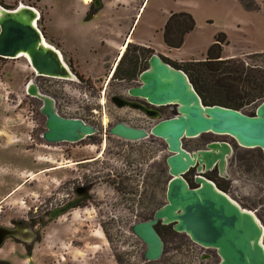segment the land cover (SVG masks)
<instances>
[{
  "label": "rangeland",
  "instance_id": "obj_1",
  "mask_svg": "<svg viewBox=\"0 0 264 264\" xmlns=\"http://www.w3.org/2000/svg\"><path fill=\"white\" fill-rule=\"evenodd\" d=\"M251 2V6H245L240 0H145L130 31L137 9L120 10L119 32L123 37L129 34L130 43L142 39L152 44V52L157 53L161 48L178 53L183 57L181 61L166 58L182 66L204 60L206 48L214 37L224 33L226 42L221 56L242 62L247 72L245 80L250 81L258 71H264V0ZM20 3L42 10L38 28L46 41L51 44L53 39L49 35L55 36L54 41L57 39L63 46L64 55L75 59L65 62L78 80L35 77L24 56L0 57V199L10 190L7 198L0 201V223L32 219L45 213L50 205L66 202L78 184H92L88 201L53 221H46L43 226L37 225L34 230L39 241L27 264H216L219 256L214 249L206 250L212 254L210 258L201 259L204 250L201 246L185 233L174 231L171 225L160 224L164 252L159 259L146 260L143 257L146 245L131 230L134 222L151 217L166 202L170 177L165 161L169 151L162 138L128 140L108 132L118 121L146 129V117L138 110L117 107L110 100L112 94L126 97L129 87L140 84L138 74L146 68V51L130 46L112 76L115 80L107 84L110 70L107 66L102 73L98 62L102 53L109 50L98 36L105 33L100 30L103 23L100 16L88 9L83 11L82 0H0L8 9ZM178 11L191 13L195 26L185 35L180 47L168 48L163 43L161 28L168 14ZM93 72L98 75H91ZM31 79L41 92L55 99L61 116L81 118L98 131L77 142L45 141L42 102L26 92ZM262 98L239 110L253 113ZM175 112L174 105H167L163 107L162 117ZM156 121L152 119L148 128ZM213 140L233 145L229 178L219 177L215 170L207 174L243 207L253 210L264 225L262 149L246 148L229 135L211 132L183 138L182 143L186 150L193 151L205 148ZM98 154L101 155L97 157ZM66 162L74 164L51 167ZM185 176L193 183L194 169ZM10 249L8 239L2 251ZM17 250L24 253L23 248Z\"/></svg>",
  "mask_w": 264,
  "mask_h": 264
},
{
  "label": "water",
  "instance_id": "obj_2",
  "mask_svg": "<svg viewBox=\"0 0 264 264\" xmlns=\"http://www.w3.org/2000/svg\"><path fill=\"white\" fill-rule=\"evenodd\" d=\"M37 16L38 11L30 5L8 9L0 4V57L16 58L26 54L35 77L78 80L60 52L43 41ZM138 77L140 84L129 87L127 93L131 98L147 100L150 107L118 94H112L110 100L117 107L139 110L157 121L148 131L118 121L108 132L128 140L159 137L169 151L165 158L170 175L166 202L156 208L151 217L131 226L146 245L144 259L156 260L162 256L164 241L156 228L157 224H162L171 225L174 231L185 233L201 246L204 249L201 259L210 258L212 254L205 249L213 248L219 256L216 264H264V225L253 210L243 207L205 175L216 167L220 176L229 178L228 163L233 145L213 140L205 148L188 151L182 143L183 138L202 133L225 134L240 146L261 148L264 157V91L253 114L219 104H205L189 75L156 52L150 54L148 66ZM26 92L42 102L40 111L46 117V129L42 132L45 141L77 142L98 131L81 118L61 116L55 99L41 92L34 79L28 81ZM163 105H174L176 112L163 118L157 109ZM191 168L196 171L194 186L185 176ZM77 205L75 201H68L50 210L48 217H59ZM2 229L0 244L9 235L8 228Z\"/></svg>",
  "mask_w": 264,
  "mask_h": 264
},
{
  "label": "trees",
  "instance_id": "obj_3",
  "mask_svg": "<svg viewBox=\"0 0 264 264\" xmlns=\"http://www.w3.org/2000/svg\"><path fill=\"white\" fill-rule=\"evenodd\" d=\"M240 1L245 6H251L253 3L251 0ZM194 26L195 20L191 13L186 11L171 12L163 27V42L171 48L180 47L185 34L191 31ZM225 42V34L219 33L208 46L205 59L188 63L186 66L166 59L188 73L191 82L205 104H219L239 110L244 105L254 102L261 96L263 97L264 71H258L254 79L250 81L245 80L247 72L244 64L234 58L221 56L222 45ZM136 47L146 51L143 47ZM119 64L114 70V75L120 66ZM158 231L161 234L160 228Z\"/></svg>",
  "mask_w": 264,
  "mask_h": 264
},
{
  "label": "crops",
  "instance_id": "obj_4",
  "mask_svg": "<svg viewBox=\"0 0 264 264\" xmlns=\"http://www.w3.org/2000/svg\"><path fill=\"white\" fill-rule=\"evenodd\" d=\"M144 1L145 0H142L141 3L138 4L139 0H100V5L97 7L95 5V10H94L95 16H100V20L103 22L100 25V30H105V33H100V34H98V36H99V38L102 39V41H101L102 45H105L106 47L109 48V50L106 49V51L104 53H102V55L98 59L99 64H101V66H102V73L105 71L107 66H108V72H109V70H111V68L112 69L115 68V61L117 60L118 57L120 58V56H121L120 52H121V48L123 46H126L124 50L130 48V46H140L143 48H146V46H147V47H150L154 50V47L152 44L145 42L142 39H137V40H139V41H137V43H134V42L130 43V39L132 37H130L129 34H126L123 37V35L119 32V27L121 25L119 20H120V17L122 15L120 10L123 9V11L125 12V11H135L137 9L135 17L133 18L134 21H132V24H131L130 29H129V31H130L133 27V23L135 22V20L138 17L139 11L141 10V7H142V4L144 3ZM82 2H83V5H85V6H83L82 10L86 11L89 7V2L86 3L85 0H82ZM33 7L40 13V16H39V19H40L42 17V15H41L42 10L38 7H35V6H33ZM116 11H118L120 13L118 14ZM168 15H170V13ZM126 22H127V19H126ZM163 27L161 28L162 33H163ZM114 31H116V32H114ZM113 32H114V34H113ZM106 33L107 34L110 33V34H108V36H107ZM49 37H52L53 41H51V45L53 47H55L60 52L64 61L65 60L67 62L71 61V60L75 61V59H72L71 56L67 55L68 56L67 57L64 55V50H63V48H61L63 46H61V44H59L57 42V39H56V42L54 41L55 36L49 35ZM127 41H129V42L127 43ZM165 46H167V45L165 44ZM168 48H171V47H168ZM160 49L157 53L163 55L164 57H168L172 61H181V59L183 58L178 53H175L174 51L165 50V49L160 50ZM76 62H78V60H76ZM91 75H98V74L93 72ZM90 77L92 78L93 76H90ZM94 77H96V76H94ZM71 164H74V162L58 163V164L51 166V167L55 168V167H57V165L67 167V166H70ZM51 167H48V168H51ZM48 168H45V169H48ZM38 171L39 170H37L36 174H38ZM17 185H19V184H17ZM9 191L4 194V196L0 199V201L3 198H5V199L7 198ZM34 247H35V245H34ZM19 248H22V246L17 245L16 249H19ZM12 249H13V247L10 249L11 251L9 250L8 252L0 251V257L8 260L9 264H27L30 260H32V258H31L32 254L28 255V257L22 256V255H27V254L23 253L22 250L21 251L17 250L18 252L22 253V254L17 255L16 253H14V251ZM17 251H15V252H17Z\"/></svg>",
  "mask_w": 264,
  "mask_h": 264
},
{
  "label": "flooded vegetation",
  "instance_id": "obj_5",
  "mask_svg": "<svg viewBox=\"0 0 264 264\" xmlns=\"http://www.w3.org/2000/svg\"><path fill=\"white\" fill-rule=\"evenodd\" d=\"M85 2L86 3L89 2L88 10L89 11H94L95 10V5H96V7L99 6L97 4V2H100V0H89V1H86L85 0ZM125 47L126 46H123L121 48V52H120V55L121 56H120V58L118 57L117 60L115 61L116 66H117V64H119V63L122 62V60H123V58H124V56H125V54H126V52L128 50V49L124 50ZM145 49H146V58L144 60L146 61V67H147L148 66V58H149L150 54L152 53L151 51L153 49L150 48V47H147V46H146ZM164 58H166V57H164ZM115 68H114V70H115ZM114 70H110V72H109L110 74L106 78L105 83L108 84L110 82V80H115V77H112V76H115V75H113L114 74ZM126 98L136 99V100H138V101L146 104V107H150L148 101L145 100V99H141V98H131V97H129V95H127ZM165 106H167V105L157 106V109L161 112L162 115H163V107H165ZM139 112L143 116L146 117V130H148V127H149L148 124L150 123V121L152 120V118H150L148 115H145L141 111H139ZM104 119H105V117H104ZM104 123H106L105 120H104ZM191 169H194V168H191ZM213 170L216 171V173H217V175L219 177H222V176L219 175L218 169L216 167L214 169H212V170L206 171L205 172V175L208 178L212 179L217 184V181H215L210 175L207 174L208 172L213 171ZM195 173H196V171L194 169V175H195ZM188 181L190 182L191 185H193V183H194V176H193V183H192L191 180H188ZM217 185L221 188V186L219 184H217ZM81 186H83L84 188H80ZM91 187H92L91 182H83V183L78 184L77 186L74 187V192H73L74 195L71 198H68L66 202H68V201H75V202L78 203V205L75 206V207H78L83 202L89 200V192L91 190ZM66 202H64V203H66ZM58 206H60V205H58ZM55 207H57V206L50 205V208H47V210L44 211L45 213H42L41 215H38L36 217H33L32 219H11L10 222H9V224L0 223V234H1V232H3V229H2L3 227L8 228V231L7 232L9 233V235L0 244V251H2L4 245L6 244V242L8 241V239H10L11 240V248L13 247L12 250L14 251V253H16L17 255L22 254V253L18 252L17 249H16V246L17 245H21L22 248L24 249V253L27 254V255H31L32 252H33V249H34V245L36 244L37 241H39V240H37V239H39L38 238L39 237L38 236V232L36 230H34L37 227V225L43 226V224L46 221H48V222L49 221H53V220L59 218L60 216H63L64 215L63 214V215H60L59 217H56L54 219H50L48 217V213H49L50 210H52ZM70 210L71 209H69L67 212H69ZM158 227H159V224H157V226H156L157 230H158ZM207 249H210V248H207ZM207 249H205V251ZM211 249H213V248H211ZM15 251H17V252H15ZM214 251L216 252L215 249H214ZM0 264H9V263H8V260L3 259V258L0 257Z\"/></svg>",
  "mask_w": 264,
  "mask_h": 264
},
{
  "label": "bare ground",
  "instance_id": "obj_6",
  "mask_svg": "<svg viewBox=\"0 0 264 264\" xmlns=\"http://www.w3.org/2000/svg\"><path fill=\"white\" fill-rule=\"evenodd\" d=\"M86 1H89V0H86ZM23 5H25V4H24V3H20V6H23ZM38 16H40V13H39V12H38ZM38 16H37V17H38ZM37 17H36V18H37ZM43 41L45 42V44H47V45H51L48 41H46L45 38L43 39ZM23 55H24V57L28 60V56H27L26 54H20L18 57H21V56H23ZM147 131H148V130H147ZM149 137H150V136H149ZM146 138H148V137H146ZM100 155H101V154H98L97 157H99ZM57 167H60V166L57 165ZM55 168H56V167H55Z\"/></svg>",
  "mask_w": 264,
  "mask_h": 264
},
{
  "label": "built area",
  "instance_id": "obj_7",
  "mask_svg": "<svg viewBox=\"0 0 264 264\" xmlns=\"http://www.w3.org/2000/svg\"><path fill=\"white\" fill-rule=\"evenodd\" d=\"M149 129V128H148Z\"/></svg>",
  "mask_w": 264,
  "mask_h": 264
}]
</instances>
